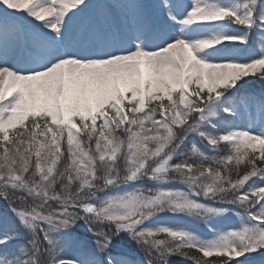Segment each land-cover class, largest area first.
<instances>
[{"label": "snow or ice", "instance_id": "obj_1", "mask_svg": "<svg viewBox=\"0 0 264 264\" xmlns=\"http://www.w3.org/2000/svg\"><path fill=\"white\" fill-rule=\"evenodd\" d=\"M257 83L264 0H0V264H264Z\"/></svg>", "mask_w": 264, "mask_h": 264}, {"label": "rangeland", "instance_id": "obj_2", "mask_svg": "<svg viewBox=\"0 0 264 264\" xmlns=\"http://www.w3.org/2000/svg\"><path fill=\"white\" fill-rule=\"evenodd\" d=\"M262 87H264V85H260L259 83L256 84L255 90L259 91ZM166 220H168V222L170 223H181L182 221L179 220H172L171 218H165ZM198 231L200 234L204 235V236H208V231L206 228H204L203 226H197ZM175 261V264H190V261L187 260H182L179 257H174L173 258Z\"/></svg>", "mask_w": 264, "mask_h": 264}, {"label": "trees", "instance_id": "obj_3", "mask_svg": "<svg viewBox=\"0 0 264 264\" xmlns=\"http://www.w3.org/2000/svg\"><path fill=\"white\" fill-rule=\"evenodd\" d=\"M212 153L211 152H209V155H211Z\"/></svg>", "mask_w": 264, "mask_h": 264}]
</instances>
